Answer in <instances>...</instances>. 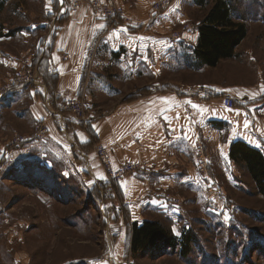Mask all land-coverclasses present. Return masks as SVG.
I'll return each mask as SVG.
<instances>
[{
  "label": "rangeland",
  "instance_id": "rangeland-1",
  "mask_svg": "<svg viewBox=\"0 0 264 264\" xmlns=\"http://www.w3.org/2000/svg\"><path fill=\"white\" fill-rule=\"evenodd\" d=\"M159 1L162 0H152L148 6L146 15L151 20L175 4H172L174 0H169L164 8L152 11ZM180 1V5H175L182 12L180 19L170 22L166 35L170 45L168 63L159 64V70L152 74L144 66H139L135 78L114 75L119 73V69L112 65L115 61L113 54L97 38L92 47V58L85 65V73L90 78L92 72H102L101 65H104L93 64L92 61L97 52L98 59L110 65L108 71L112 75L107 80L111 94L92 89L91 97L82 94L72 98L82 104L79 114L64 108L70 99L59 106L87 129L89 122L111 115L117 104L136 101L152 92L178 91L180 86L201 83L249 87L258 80H264V24L254 21L257 14L264 21V0H229L233 8L232 17L236 15L237 20L246 21L250 30L238 47L236 58L222 61L216 69L206 71H200L192 53L181 45L178 47L180 40L177 45L170 41V35L179 31L183 36L185 31L196 29L213 0L204 7L195 0ZM71 4V0L62 4L64 11L58 13L76 10L82 4L89 5L94 13L93 5L87 1H80L75 8H71ZM115 6L121 7L128 16L127 23L123 25L112 19L106 20L111 25L128 29L129 10L136 6H127L119 0ZM56 11L58 7L55 5L49 13L45 0H9L3 5L0 31H18L9 39H0V49L13 53L15 61L11 67L0 65V88L16 73L26 69H30L34 78L29 83L31 86L41 82L45 65L41 60L43 42L62 22L60 15L55 18ZM53 17L56 20L49 25ZM122 54V60L129 59L128 49H124ZM66 55L62 54L61 58L68 59ZM249 55L255 61L249 60ZM259 66H262V77L259 76ZM5 99L8 98L0 99V264H13L12 259L16 256L24 264H98L95 262L97 258L107 264H264V195L258 191L245 166L230 158V145L237 139L229 142L228 147L209 142V135L203 141L195 140L192 147L185 149L183 164H177L179 170H192L190 172L195 178L189 184L151 185L147 191L130 198L125 196L118 181L142 167L119 180L109 179L105 164L97 153L99 147H106L115 166L134 161L115 163L111 150L94 139L88 149L106 177L105 181L98 180L91 187L83 186L78 177L65 176L62 160L58 161L59 164H49L47 157L50 153L51 158L55 145L47 140L48 131L43 137L33 136L36 125L46 123L44 120L32 123L27 118L26 105L31 98L23 96L11 104ZM263 128L260 126V130ZM219 131V142H224L227 130ZM20 138L29 140L18 143ZM44 166L50 169L46 170ZM152 199L161 200V209L142 207L145 200ZM162 213L167 215V219L161 217ZM140 217L142 220L162 219L168 226H173L178 236L184 229L191 230L194 238L192 253L185 258L178 254V249L164 254V250H144L132 255L129 232L132 223L139 222L135 219ZM116 226L121 228L117 234ZM124 233L128 236L126 245L116 256L113 243ZM87 258L89 261L86 263ZM74 260L78 262H72Z\"/></svg>",
  "mask_w": 264,
  "mask_h": 264
},
{
  "label": "crops",
  "instance_id": "crops-1",
  "mask_svg": "<svg viewBox=\"0 0 264 264\" xmlns=\"http://www.w3.org/2000/svg\"><path fill=\"white\" fill-rule=\"evenodd\" d=\"M8 1H4V4ZM68 1L70 0L60 3V0H45L49 13H52L53 6L58 7L54 15L55 18L60 15L62 22L53 35H47L43 42L41 60L45 65L43 70L40 67L43 71L41 82L39 81L35 87L23 86L7 95L5 98L8 99L4 100L10 101L11 104L16 100L20 101L23 96L31 98L26 105L27 118L32 123L44 120L48 131L47 140L55 145L51 147V158L50 153L47 157L50 165L59 164L58 161L62 160L65 176L78 177L82 180L83 186L91 187L98 180L105 181L104 170L88 149L92 140L97 139L111 150L115 163L134 161L141 164V170L118 181L125 196L131 198L149 189L151 185L170 182L189 184L195 178L190 172L192 170H179L178 165L183 164L185 149L192 147L197 139L203 141L207 135L210 137L209 142H214V145L228 147L229 142L237 139L264 154V134L263 129L260 130V126H264V92H261L263 79L249 87L201 83L180 86L178 91L152 92L142 95L135 99L136 101L117 104L111 115L100 121L89 122L88 128L85 129L80 121L62 109L59 104L82 94L91 97L92 89L111 94L110 82L107 80L112 75L108 71L110 65L98 59L97 52L96 58L92 61L93 64L104 65H101L102 72L94 71L90 78L85 73V65L92 58V47L96 39H100L101 45L109 48L113 54L115 61L112 65L115 64L119 69V73L115 72L114 75L135 78L139 66H144L152 74L159 70V64L168 63L170 45L166 35L170 22L180 19L182 12L175 5H180L181 1L174 0L172 3H175L174 6L167 7L151 20L146 11L152 0H119L127 6L133 4L136 6L129 10L128 29L111 25L107 20L96 17L87 4H82L76 10L67 9L65 14L58 13L64 11L62 4H68ZM195 2L197 3V0ZM234 16L235 21H240L236 19V15ZM55 18L50 19L49 25L55 22ZM259 18L261 16L257 14V19H253L264 24ZM241 22L246 26L245 37L235 46L234 55L219 60L216 66L200 65L198 57L193 53L200 41L197 26L192 32L183 33L177 43L178 47L181 45L183 49L192 53L194 61H197L195 65L200 71L216 69L222 61L237 57V49L250 30L246 21ZM99 25L106 27L97 28ZM17 31L2 30L0 39H9ZM124 49L129 50L128 60H122ZM62 54H67L68 59H62ZM132 55L135 56L134 59ZM13 56V53L0 49V65L14 66ZM249 60L255 61V58L249 55ZM261 67L259 66V76L262 77ZM226 94L231 95L236 101L231 108L223 104L222 97ZM246 121L249 122L247 127ZM93 125L96 128H93ZM223 129L227 130L226 139L219 142L221 133L219 130ZM187 172L190 174L187 175ZM136 204L140 215V202ZM144 206L154 209L162 207L161 200L157 199L145 200L142 204V207ZM135 220L139 221L138 223L143 221L141 217ZM127 239V233H124L117 241L112 242L116 256L121 253L120 250L124 244L126 245ZM88 261L89 259L86 263ZM12 262L24 264L18 256L14 257Z\"/></svg>",
  "mask_w": 264,
  "mask_h": 264
},
{
  "label": "trees",
  "instance_id": "trees-1",
  "mask_svg": "<svg viewBox=\"0 0 264 264\" xmlns=\"http://www.w3.org/2000/svg\"><path fill=\"white\" fill-rule=\"evenodd\" d=\"M4 1L0 0V12ZM211 0H197L204 7ZM232 5L229 0H213L209 9L201 19L198 29L200 41L193 53L199 59L200 65L216 66L221 59L232 57L233 50L246 35V26L241 21H235L232 15ZM29 83L20 84L13 92ZM230 158L236 164H243L260 193L264 195V154L257 148L243 141H235L230 145ZM36 160V159H35ZM41 166V165H40ZM46 170L47 168L44 166ZM61 178H65L63 175ZM70 179H67L69 181ZM167 219V215H161ZM165 219V220H166ZM191 230H183L178 236L172 225H167L162 219H145L141 223L133 222L129 239V248L132 255L144 250L174 251L185 258L191 254L193 242ZM162 254V253H161Z\"/></svg>",
  "mask_w": 264,
  "mask_h": 264
},
{
  "label": "built area",
  "instance_id": "built-area-1",
  "mask_svg": "<svg viewBox=\"0 0 264 264\" xmlns=\"http://www.w3.org/2000/svg\"><path fill=\"white\" fill-rule=\"evenodd\" d=\"M71 8H75V6L78 5L80 1H87L93 5L94 13L101 17L102 19H112L114 22H121V24H126L128 20V16L125 14V12L121 9V7L115 6L116 0H103V3H101V0H71ZM169 0H162L159 2H156V6L152 11H159L160 9L164 8L168 4ZM65 3V2H64ZM186 28H188L186 26ZM182 35L181 33L174 32L170 35V41L173 43H177L179 40H181ZM67 56V55H66ZM32 72L30 69H26L25 71H20L16 73L9 82L3 87L0 88V99L5 98L7 95L13 92L14 88L17 87L20 84L24 83H30L33 81V76L31 74ZM223 104L229 108L233 107L235 105L234 98L231 97V95H224L222 97ZM81 103L78 102L76 99H70L66 101L64 104V108L67 110L74 111L75 113L79 114V110L82 109ZM75 117V116H74ZM76 118V117H75ZM47 133V127L44 124L38 123L36 125L35 133H33L34 137H43ZM263 134H264V128H263ZM28 138H20L18 139L19 142H27ZM29 140V139H28ZM97 153L101 157L102 162L105 164L104 170L111 180H119L123 176H125L128 173H133L138 171V169L141 168L139 163L136 162H124L120 165L115 166L111 160L109 159V154L107 153L106 147H99L97 149ZM121 231V228L119 226L115 227V234L119 233ZM103 259L97 258L95 259V262L99 263L102 262Z\"/></svg>",
  "mask_w": 264,
  "mask_h": 264
},
{
  "label": "snow or ice",
  "instance_id": "snow-or-ice-1",
  "mask_svg": "<svg viewBox=\"0 0 264 264\" xmlns=\"http://www.w3.org/2000/svg\"><path fill=\"white\" fill-rule=\"evenodd\" d=\"M60 3H64V0H60ZM101 3H103V0H101ZM97 28H103V27H106V25H99V26H96ZM89 43H90V41H89ZM42 91V90H41ZM261 92H264V85H261ZM33 94H35V93H33ZM160 99H164V100H167L168 98H160ZM195 106V105H194ZM196 107H198V106H196ZM40 117H38V119H39ZM248 123L249 122H245V127H247L248 126ZM93 128H96V126L95 125H93ZM97 132H98V130H97ZM90 183H92V182H90ZM174 231H175V229H174ZM177 234H179V233H177ZM103 264H107V262L105 261V262H103Z\"/></svg>",
  "mask_w": 264,
  "mask_h": 264
}]
</instances>
